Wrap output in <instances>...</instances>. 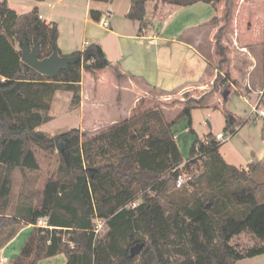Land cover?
Listing matches in <instances>:
<instances>
[{"label":"trees","instance_id":"1","mask_svg":"<svg viewBox=\"0 0 264 264\" xmlns=\"http://www.w3.org/2000/svg\"><path fill=\"white\" fill-rule=\"evenodd\" d=\"M129 1L126 18L140 26L148 1L155 2L154 10L157 3L176 7L202 3L216 10L224 2L223 17L206 24L216 29L218 69L223 70L227 56L221 40L230 21L231 0ZM38 16L35 8L17 14L7 0L0 2V249L22 225L35 226L11 264H37L57 255H64L66 264H236L264 255V198L259 202L264 164L250 165L246 171L226 164L219 153L224 143L212 133L194 140L184 162L172 133L175 121L183 117L194 134L191 112L206 107L213 91L220 90L218 78L200 98L170 103L183 107L174 121H168L157 105L89 136L70 129L49 137L37 129L52 120L49 111L56 92L70 93L74 111L80 106L83 72L93 75L111 69L117 81L123 75L95 44L86 48L93 51L87 62L83 52L66 56L74 63L54 78L25 65L23 44L30 49L38 44L40 59L52 53L63 57L56 24H46ZM90 17L98 22L101 14L92 10ZM245 123L225 115L223 134L232 137ZM33 146L57 153L60 176L46 179L43 189L35 191L36 206L24 202L8 214L15 173L26 188L30 177L40 172ZM182 171L191 181L176 189ZM96 219L105 221L97 234ZM40 220L46 227H36ZM241 234L255 238L257 245L238 250L231 240ZM136 245L142 249L130 257Z\"/></svg>","mask_w":264,"mask_h":264},{"label":"crops","instance_id":"2","mask_svg":"<svg viewBox=\"0 0 264 264\" xmlns=\"http://www.w3.org/2000/svg\"><path fill=\"white\" fill-rule=\"evenodd\" d=\"M8 2L9 0L7 4ZM258 2L259 0H239L238 5L234 6L235 13L241 12L244 8L251 10V6L256 7ZM154 5L155 2L152 1L146 3L145 22L140 26L139 23L126 18L130 8L129 0H112L107 3L91 0H44L42 2L31 0L28 4L29 12L35 8L46 24H56L57 45L63 56L83 52L87 48L86 43L98 45L106 59L123 75L120 82L116 80L117 84L125 86L126 92L134 91L130 104L125 105L122 99H118L119 102L117 100L109 105L110 103L103 98L102 86L105 78L112 77L114 71L102 70L93 75L82 73L80 106L72 112H77L78 129L83 133L95 134L130 118L137 109L140 100L138 97H141L142 93L146 94V88L173 100H179L182 94L199 90L202 86L210 88L211 82L208 83L206 79L209 61L200 48L203 39L201 30L209 28L206 24L213 17L221 18L215 14L217 11L219 13L224 11V4L220 3L216 10L202 3L190 7L157 3L156 10L153 9ZM92 10L101 14L98 22L91 19ZM215 32L216 29L210 30L208 37L215 35ZM137 81L141 87L137 85ZM263 83L264 76H262L259 92L262 90ZM254 95L257 99L258 94L254 92ZM63 96L67 102L70 101V93L65 92ZM191 97L198 99L201 96ZM55 98L57 100L61 96L56 94ZM157 105L163 107L166 113L170 107L174 108L180 104L169 106V103H158ZM243 126H239L229 140L234 137L233 144H238V140L241 141L242 148L246 151L243 154L245 157H240L237 151H233L234 148L223 151L225 143L221 146L219 153L226 164L246 171L250 165L264 164V141L262 140L261 148L253 149L252 146L255 147L257 139L253 138L254 135L250 137L248 133L242 137ZM219 134L222 133L217 135ZM173 135L182 154L178 138L175 134ZM43 223L45 222L42 221L41 224ZM34 227L24 225L17 235L0 249V264H11L14 261L31 236ZM36 227L46 226L36 225ZM257 257L251 259H257ZM37 264H66V258L64 255H57L41 260Z\"/></svg>","mask_w":264,"mask_h":264},{"label":"rangeland","instance_id":"3","mask_svg":"<svg viewBox=\"0 0 264 264\" xmlns=\"http://www.w3.org/2000/svg\"><path fill=\"white\" fill-rule=\"evenodd\" d=\"M21 1L27 2L22 3ZM30 1L9 0L7 5L18 14H25L30 10V7H28ZM221 3L224 4V11H220V13L217 11L215 16L223 17L225 13V3ZM238 3L239 0H231L230 2V21L221 40V45L225 49L227 56V64L223 67V70L218 69L221 58L219 59L215 46L217 34L215 32V35L208 37L210 30L215 28L208 26L209 28H203L201 30L203 39L200 43V48L209 61L206 79L208 83L211 82L210 88L202 86L199 90L189 91L188 93L182 94L179 100H184L191 96L200 97L209 93L213 89V83L216 78H218L216 84L219 87L221 83L222 85L220 90L213 91L209 96L211 99L207 102V107L192 110L191 128L194 134L190 133L189 128L187 133L188 122L186 118L182 117L175 121L172 132L178 138L183 160L189 158L190 148L196 138L202 139L208 133L215 135L224 133L225 115L228 114H233L238 121L246 122L241 135L242 137L246 133L250 137L254 135L253 138L257 139V143H255V147L252 146L253 149L261 148L262 140L264 141L263 120L250 115L251 107L255 103L258 102L261 107H264V94L259 92L262 76H264V0H259V4L256 7L254 5L251 6V10L244 8L241 12L235 13L234 6H237ZM136 83L141 87L138 81ZM102 87L103 98L106 102L110 103L109 105L114 104L118 99H122L124 104L128 105L133 99L134 91L130 90L126 92L125 86L117 84L113 73L112 77L107 76L105 78ZM226 91L229 92V95L224 99L223 94ZM254 92L258 94L257 99ZM64 93V91L56 92L61 98L56 100V94L53 97L49 111L52 120L40 126L38 129V131L49 137L69 131L70 129L79 128V116L77 112L75 113L70 110V101L67 102L63 98ZM138 98L140 100L135 113L155 107L158 103L170 104L174 101H179L170 99V97L168 98L157 91L147 88L146 94L142 93V96ZM165 98L167 100H164ZM182 108L181 105L174 108L170 107L165 113L166 119L170 122L176 120ZM233 139L234 137L225 143L223 151L234 148L235 150L233 151H237L240 154L239 156L244 158L245 156L243 154L246 151L242 148L241 141L238 140V144H233ZM33 151L39 162L40 172L30 177V182L27 183L26 188H22L23 181L21 175L18 172L15 173L8 214H13L15 209L24 202L36 206L37 203L33 196L35 191L43 189L46 179H58L60 176L58 174L59 156L57 153H48L36 146H33ZM242 162L241 164H243ZM262 198H264V193L260 196L259 202ZM161 203L164 206L167 205L165 199H162ZM41 222L38 221L37 225L44 226L45 223L41 224ZM257 243L258 241L249 234H241L231 240V244L235 245L240 251L251 248L253 245H257ZM236 264H264V255L257 257V259H243Z\"/></svg>","mask_w":264,"mask_h":264},{"label":"water","instance_id":"4","mask_svg":"<svg viewBox=\"0 0 264 264\" xmlns=\"http://www.w3.org/2000/svg\"><path fill=\"white\" fill-rule=\"evenodd\" d=\"M92 55V49H85L83 51V61L87 62ZM21 61L37 73L50 78H54L59 72L68 69L69 65L74 63L73 58L61 57L56 53H52L49 57L40 59V46L38 44L32 49L28 48L26 44H23L21 48ZM227 95H229L228 91L223 94V98L226 99ZM141 249L142 245L132 247L130 249V257L139 254Z\"/></svg>","mask_w":264,"mask_h":264},{"label":"built area","instance_id":"5","mask_svg":"<svg viewBox=\"0 0 264 264\" xmlns=\"http://www.w3.org/2000/svg\"><path fill=\"white\" fill-rule=\"evenodd\" d=\"M38 18L42 20L41 16H38ZM88 46H89L88 43H86V47H88ZM263 92H264V83H263V87H262V90L260 93L263 94ZM250 115L255 116V118L262 119L263 120V126H264V107H261V105H259L258 102L255 103L251 107ZM230 138H231V136L229 134H223L222 133V134L216 135V140L219 143H226ZM190 181H191L190 175L188 173H185L182 171L176 178L175 187H176V189L186 187L189 185ZM135 206H136V203H132L130 205L131 208H134ZM104 223H105V221L100 220V219H96L94 221V232L96 234L100 232Z\"/></svg>","mask_w":264,"mask_h":264}]
</instances>
